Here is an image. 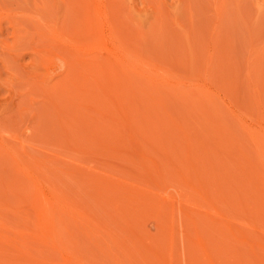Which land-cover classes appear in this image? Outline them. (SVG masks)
Masks as SVG:
<instances>
[{
    "label": "rangeland",
    "instance_id": "rangeland-1",
    "mask_svg": "<svg viewBox=\"0 0 264 264\" xmlns=\"http://www.w3.org/2000/svg\"><path fill=\"white\" fill-rule=\"evenodd\" d=\"M263 60L264 0H0V264H135L174 212L173 264L264 261Z\"/></svg>",
    "mask_w": 264,
    "mask_h": 264
},
{
    "label": "bare ground",
    "instance_id": "bare-ground-1",
    "mask_svg": "<svg viewBox=\"0 0 264 264\" xmlns=\"http://www.w3.org/2000/svg\"><path fill=\"white\" fill-rule=\"evenodd\" d=\"M95 1V0H94ZM86 4V3H85ZM134 6V5H133ZM85 8V7H84ZM96 6H95V8L92 10V11H96ZM86 11V10H85ZM91 14L92 13H90V12H88L87 13V15H90V20H91ZM85 15V14H84ZM89 17V16H88ZM86 19H85V22H86V20H87V22H86V25H88L87 27H86V29L87 28H89L90 29V36H92L93 37V34H94V38H92V37H90V36H88L89 34H87V40H88V37H90V39L92 38V39H95V38H99V35L100 34H98L97 35V32H98V27H100L99 25H98V27L97 26H95L94 27V25H93V23H91V21H90V23H88V19L89 18H87V17H85ZM88 23V24H87ZM236 24V23H235ZM92 25H93V27H94V29H95V33H94V29H93V27H92ZM95 25H97V24H95ZM88 29V30H89ZM88 30H86V31H88ZM101 30H100V28H99V32H100ZM89 32V31H88ZM85 38V39H86ZM86 41V40H85ZM257 48V47H256ZM260 49V48H259ZM77 50H79V49H77ZM258 52V51H257ZM192 55V54H191ZM260 55V54H259ZM262 55V54H261ZM209 56V55H208ZM99 57V56H98ZM97 56L96 57H94L93 58V60H97V58H98ZM262 57V56H261ZM249 58V57H248ZM250 59V58H249ZM264 61V60H263ZM263 61H261V62H263ZM250 62V61H249ZM119 63V66H122L121 67V69L124 67V66H126V64L128 63H130L129 61L128 62H118ZM253 63V62H252ZM130 65V64H129ZM263 66V65H262ZM263 68V67H262ZM261 69V68H260ZM264 74V73H263ZM250 74H248V76H249ZM251 76V75H250ZM264 82V81H263ZM158 125V124H157ZM159 126V125H158ZM182 129V128H181ZM180 130V129H179ZM184 130V129H183ZM218 130V129H217ZM191 132V131H190ZM217 132V131H216ZM182 136V135H181ZM168 137V136H167ZM205 138V137H204ZM157 139V138H156ZM256 140V139H255ZM175 142V141H174ZM210 142V141H209ZM168 143V142H167ZM192 144H193V141L191 142ZM191 143H189V144H191ZM256 143H257V141H256ZM186 144H188V143H186ZM210 144V143H209ZM212 145V144H211ZM220 145V144H219ZM159 146H161V145H159ZM164 146V145H163ZM166 146V145H165ZM164 146V147H165ZM187 146V145H186ZM189 146H191V145H189ZM213 146V145H212ZM155 147V146H154ZM167 147V146H166ZM173 148H174V146H173ZM188 148V147H187ZM192 148V147H191ZM201 148V147H200ZM165 149V148H164ZM166 149H169V147H167ZM165 149V150H166ZM208 150V149H207ZM189 151H190V149H189ZM205 151V150H204ZM167 152H169V151H167ZM205 152H207V151H205ZM240 152H242V150L240 151ZM263 152V151H262ZM188 153H191V152H188ZM224 153V152H223ZM223 153H221V154H223ZM256 153H258V152H256ZM240 154V153H239ZM189 155H191V154H189ZM226 155V154H225ZM144 156V155H143ZM197 156V155H196ZM199 156V155H198ZM175 157H177V156H175ZM190 157V156H189ZM195 157V156H194ZM245 157H246V155H245ZM261 157V156H260ZM144 158H146V155H145V157ZM251 158V157H250ZM257 158V157H256ZM197 159V158H196ZM168 160V159H167ZM258 160V159H257ZM193 161H194V159H193ZM216 161V160H215ZM191 162V161H190ZM235 162V161H234ZM155 163V162H154ZM237 163V162H236ZM250 163H252L251 161H250ZM191 164V163H190ZM193 164V163H192ZM154 165V164H153ZM161 165V164H160ZM162 165H163V163H162ZM161 165V166H162ZM172 165V164H171ZM197 165V164H196ZM243 165V164H242ZM260 165V164H259ZM193 166V165H192ZM191 166V167H192ZM195 166V165H194ZM203 166V165H202ZM240 166V165H239ZM156 167H158L159 168V165L157 166L156 165ZM155 167V168H156ZM173 167V166H172ZM171 167V168H172ZM238 167V166H237ZM243 167V166H242ZM254 167H256V166H254ZM200 168V167H199ZM252 169V168H251ZM160 170V169H159ZM166 170V169H165ZM200 171V170H199ZM252 172H253V170H251ZM155 172H156V170H155ZM169 172V171H168ZM217 174V173H216ZM202 175H203V173H202ZM206 175V174H205ZM250 175V174H249ZM179 176V175H178ZM182 176V175H181ZM192 176V175H191ZM204 176V175H203ZM199 177V176H198ZM252 176H250V178H251ZM254 178V177H253ZM262 178V177H261ZM264 178V177H263ZM261 179V180H264V179ZM177 179V178H176ZM181 179H183V178H181ZM189 178H187V180H188ZM247 179V178H246ZM186 180V181H187ZM190 180V179H189ZM188 180V183L189 182H191V180L189 181ZM194 180V179H193ZM249 181V180H248ZM254 181V180H253ZM182 182V181H181ZM199 182V181H198ZM264 182V181H263ZM158 183V182H157ZM184 183V185L186 184L185 182H183ZM253 183H255V182H253ZM262 183V182H261ZM204 184V183H203ZM218 184V183H217ZM251 184V183H250ZM191 186V185H190ZM189 186V187H190ZM198 186V185H197ZM187 188V187H186ZM192 188V187H191ZM190 188V189H191ZM196 188H198V187H196ZM201 188V187H200ZM199 188V189H200ZM224 188V187H223ZM187 189H189V188H187ZM198 189V190H199ZM226 189V188H225ZM241 189V188H240ZM192 191V190H191ZM195 191H196V189H195ZM202 192H203V190H202ZM213 192V191H212ZM262 192H263V190H262ZM193 194H194V191L192 192ZM200 194H201V192H199ZM206 193V192H205ZM245 193V192H244ZM264 193V192H263ZM196 194H197V191H196ZM203 194V193H202ZM220 194V193H219ZM249 194V193H248ZM260 194H261V192H260ZM204 195V194H203ZM228 195V194H227ZM220 196V195H219ZM259 196V195H258ZM263 196V195H262ZM116 196H114V198H115ZM200 197V196H199ZM221 197H223V195H221ZM205 198H206V196H205ZM220 198V197H219ZM231 198V197H230ZM128 199V198H127ZM187 200H188V198H186ZM202 199V198H201ZM207 199V198H206ZM216 199V198H215ZM226 199V198H225ZM225 199H224V201H225ZM118 201V199L116 198V200H115V202H117ZM190 201H192L193 202V200H190ZM206 201V200H205ZM212 201H213V199H212ZM215 201V200H214ZM227 201V200H226ZM241 201V200H240ZM114 202V203H115ZM151 202H152V200H151ZM243 202V201H242ZM57 203V202H56ZM113 203V204H114ZM167 203V202H166ZM174 203H176V201L174 202L173 200L172 201H170V205H171V207L172 208H174ZM194 203V202H193ZM210 203L211 204H215L216 202H209V206H210ZM218 203V202H217ZM198 204H199V202H198ZM219 204V203H218ZM217 204V205H218ZM243 204V203H242ZM34 205H35V203H34ZM116 205V204H115ZM204 205H205V203H204ZM222 205V204H221ZM117 206V205H116ZM201 206V205H200ZM211 206H215V208H216V210H217V206L216 205H211ZM210 206V209H212L213 210V212H214V207H211ZM236 206V205H235ZM234 206V207H235ZM250 206V205H249ZM202 207V206H201ZM204 207V206H203ZM202 207V208H203ZM219 207V206H218ZM227 207H228V205H227ZM243 207V206H242ZM247 207V206H246ZM180 208V207H179ZM237 208V207H236ZM175 209V208H174ZM182 209V208H181ZM181 209H180V212L178 213V214H180V216H181ZM204 209H207V208H205L204 207ZM218 209H220V208H218ZM223 209V208H222ZM233 209V208H232ZM246 209V208H245ZM255 209H257L258 210V208H255ZM238 210V209H237ZM183 211H186L188 214H190V211L188 212V210H185V208L183 209ZM182 211V212H183ZM225 211V210H224ZM242 211V210H241ZM240 211V212H241ZM174 212V211H173ZM184 213V215L185 214H187V213ZM211 213H212V211H210ZM219 212V211H218ZM218 212H215V214H218ZM242 212H244V211H242ZM175 213V212H174ZM173 213V214H174ZM199 213V212H198ZM221 213V212H220ZM262 213V212H261ZM260 213V214H261ZM173 214H169L170 216H168L167 218L164 216V217H160V218H157L156 219V224H155V227H156V229H157V232L159 233V234H167L168 235V240H167V242H166V244H165V246H164V248H162L161 249V246L160 245H152V246H146V247H143V244H141L142 243V241H143V239H144V236H143V234L141 233V231H137L136 230V228L134 229V228H132V230H133V232H134V237H133V239H125L126 241L122 244V249H123V252H124V255L126 256V258L127 259H129L130 261H133V262H135V264L136 263H138V264H140L139 262H140V260L144 257V256H147L148 254H153V253H157V254H161L162 256H163V258H162V260H163V263L162 264H173V262H174V252H173V249H174V247H175V244H174V242H175V235H174V231H173V228H172V224L171 225H167V220L169 221H173V218H174V215L176 214L177 215V213H175L174 215ZM191 214H192V212H191ZM190 214V215H191ZM205 215H206V213H204ZM224 214V213H223ZM222 214V215H223ZM230 214H231V212H230ZM246 214V213H245ZM183 215V214H182ZM208 215V214H207ZM247 215V214H246ZM38 216H39V221H40V225L45 229V231L46 232H48L47 231V229H49V226H48V224H49V222H51L52 223V220H53V218H52V210L50 209V206H48V202H46V201H42V203L40 204V209L38 210ZM186 216V215H185ZM192 216V215H191ZM194 216V215H193ZM212 217H215V216H213V215H211ZM219 216V217H218ZM217 217H218V220H219V222H221V220H225L226 218H224L223 219V217L222 218H220L221 217V215L219 214ZM225 216V215H224ZM227 216H229V215H227L226 214V216L225 217H227ZM248 216V215H247ZM250 216V215H249ZM262 215H260V217H261ZM231 217H233V216H231ZM242 217H244V216H242ZM254 217V216H253ZM258 217V216H257ZM262 217H264V214H263V216ZM170 218V219H169ZM189 218H191L190 216H189ZM195 218H197V217H193L192 219H194V220H192V219H190V220H192V222L193 221H197L198 219H196L195 220ZM220 218V219H219ZM229 217H227V219H228ZM259 218V217H258ZM226 219V220H227ZM230 219V218H229ZM228 219V220H229ZM233 219H235L234 217H233ZM199 220H202V219H199ZM205 220V219H204ZM210 220H212L211 218H210ZM216 220V219H215ZM217 220V221H218ZM225 220V221H226ZM243 220V219H242ZM245 220V219H244ZM222 221V222H223ZM225 221L223 222V223H219L220 224V226L223 224L224 226L228 223V222H230V221H226L227 223L225 224ZM231 221H234V220H231ZM236 221V220H235ZM251 221V220H250ZM249 221V222H250ZM253 221V220H252ZM261 221V220H260ZM170 222V223H171ZM203 222V221H202ZM205 222H206V220H205ZM240 222V221H239ZM245 222V221H244ZM262 222V221H261ZM174 223V222H173ZM189 223H191L190 221H189ZM196 223H200L201 224V221L199 222H196ZM246 223H247V220H246ZM256 223V222H255ZM263 223H264V221H263ZM193 224V227L192 228H195V230H196V233H197V230L199 229V228H196L197 226H199V225H197L196 227H195V225H194V222L192 223ZM218 224V225H219ZM229 224V223H228ZM235 224H237L236 222H235ZM239 224H242V223H238L237 225H239ZM249 224V223H248ZM253 224H254V221H253ZM257 224V223H256ZM256 224H254V225H256ZM167 225V226H166ZM189 225V224H188ZM202 225H204L203 227H205L206 225H205V223L204 224H202ZM247 225V224H246ZM245 225V226H246ZM190 226V225H189ZM201 226V225H200ZM224 226H223V228H224ZM228 226V225H227ZM227 226H225L226 228H227ZM258 226V225H257ZM190 227V228H191ZM240 227L242 228V225H240ZM250 227V226H249ZM262 227V226H261ZM202 228V227H201ZM211 228V227H210ZM222 228V227H221ZM226 228H224V229H226ZM230 228H234V227H232V225H230V227H228L227 229H230ZM245 228H247V227H245ZM252 228V227H251ZM182 229V228H181ZM180 229V230H181ZM186 229V228H185ZM234 229H236V230H234ZM233 229V231L235 232V234H238V235H235V236H240V240L238 239V237H236L237 239H235L234 238V232H233V234L232 233H230V234H228V235H231L232 234V236H233V239H235V240H239V241H237V243H239V242H241V243H243V241L242 240H244V238L246 237V238H248L249 240H253V236L251 237V236H246V234L245 233H241L240 231L238 232V230H237V228H234ZM240 229V228H239ZM241 231H242V229H240ZM247 230V229H246ZM249 230H250V228H249ZM230 231V230H229ZM230 231V232H231ZM183 232V231H182ZM186 232H187V230H186ZM192 232V231H191ZM226 232V231H225ZM243 232V231H242ZM250 232H252V231H250ZM259 232V231H258ZM263 232V231H262ZM199 233V232H198ZM227 233V232H226ZM229 233V232H228ZM253 233V232H252ZM260 233V232H259ZM183 234H185V232L183 233ZM183 234H181V235H183ZM193 234V233H192ZM243 234V238H241L242 235ZM245 234V235H244ZM262 234V233H261ZM185 235H187V234H185ZM185 235H183L182 237L183 238H186V237H184ZM196 236H200V235H198V234H195ZM202 235V234H201ZM247 235H249L248 233H247ZM51 237H52V239H54V234H52V235H50ZM112 236L114 237V239L116 238V237H119L118 238V241L119 240H121V236H118V235H116V234H112ZM191 236V235H190ZM195 236V237H196ZM232 236H229V237H232ZM204 237V236H203ZM228 237V236H227ZM255 237V236H254ZM189 238V237H188ZM192 238L193 237H191V239H189V240H192ZM206 238V237H205ZM256 238L257 237H255V241L254 242H256L257 243V240H256ZM194 239V238H193ZM197 239V238H196ZM194 239L195 240V242L198 240V242L200 243V247H202V249L200 248L199 249V243H198V249L201 251L202 250V253H205V255L203 254V256H204V259L206 260L205 262H206V264H211V262L212 261H214L215 260V262L217 263V258L215 257L216 256V251H215V256H214V258L212 257V253L210 254V253H207L206 251H207V248L208 247H206L203 243H202V241H206L204 238L202 239V237H199V239ZM207 239V238H206ZM229 239V238H228ZM259 239H263L264 240V236H262V238H259L258 237V240ZM193 240V241H194ZM230 240H232V239H230ZM230 240H228V242L230 243V242H232L233 244H234V241L232 240V241H230ZM246 240V239H245ZM244 240V241H245ZM248 241V240H247ZM247 241L244 243V245L245 244H247ZM221 242V241H220ZM220 242H219V247L221 248V246H220ZM223 242V241H222ZM227 242V243H228ZM249 242V241H248ZM259 242V241H258ZM217 243H218V241H217ZM216 243V241H215V244H217ZM231 243V244H232ZM236 243V245H242L241 243L240 244H237ZM250 243H252V241L250 242ZM209 244H210V246H211V244H212V242H209L208 244H206L207 246H209ZM214 244V243H213ZM223 244V243H222ZM221 244V245H222ZM249 244V243H248ZM246 245L245 246V249H246V247L248 248L249 247V245ZM253 244V243H252ZM251 244V246L255 249L256 247H255V245L253 246ZM258 244V243H257ZM261 244L263 245V243L261 242ZM244 245H243V247H244ZM214 246V245H213ZM233 246V245H232ZM250 246V249L252 248ZM257 246V245H256ZM259 246H261L260 244L257 246V248H259V249H261V250H263L264 248L263 247H259ZM223 247V246H222ZM239 247V246H238ZM211 248H212V246H211ZM211 248H209L208 249V252L211 250ZM215 248V247H214ZM218 248V247H217ZM231 248V247H230ZM263 248V249H262ZM222 249V248H221ZM236 249V248H235ZM249 249V248H248ZM217 250V249H216ZM251 250H253V249H251ZM218 251H219V249H218ZM247 251H250V250H246V253H247ZM255 251H257L256 249H255ZM255 251L253 250L252 252H250V253H252L251 254V256L252 255H254L255 256V258H256V263L257 264H262V263H264V261H263V259H262V257H259V252H258V254L257 255H255L254 253H255ZM212 252V251H211ZM214 252V251H213ZM235 252V251H234ZM264 252V251H263ZM262 252V253H263ZM174 253V254H173ZM222 253V252H221ZM228 253H229V251H228ZM227 254V253H226ZM231 254V253H230ZM233 254V253H232ZM231 254V255H232ZM240 253H238V256H241V254L239 255ZM243 254V253H242ZM207 255V256H206ZM219 255V254H218ZM236 255H237V253H236ZM224 256L226 257V255L224 254ZM228 256H229V254H228ZM235 256V255H234ZM243 256V255H242ZM244 256H245V254H244ZM264 256V255H263ZM213 258L214 260H211V258ZM223 257V256H222ZM237 257V256H236ZM248 258H251V257H249V256H247ZM247 257H244V259L242 258V261H239V262H242L243 263V260H245ZM228 258V257H227ZM239 258V257H238ZM208 259V260H207ZM219 259V258H218ZM221 259V258H220ZM240 259V258H239ZM253 259V258H252ZM225 260H226V258H225ZM228 260H233V259H231V258H228ZM139 261V262H138ZM218 261H221V260H218ZM237 261V262H238ZM252 262H255V261H253V260H251ZM227 262V261H226ZM231 262V261H230ZM229 262V263H230ZM233 262H235V260L233 261ZM236 262V263H237ZM248 262V261H247ZM251 262V263H252ZM175 263V262H174ZM216 263H214V264H216ZM218 263H220V262H218ZM217 263V264H218ZM223 263H225L224 261H223ZM235 263V264H236ZM244 263H245V261H244ZM250 263V262H249ZM222 264V263H221ZM227 264V263H226ZM231 264H234V263H231ZM237 264H240V263H237ZM246 264V263H245Z\"/></svg>",
    "mask_w": 264,
    "mask_h": 264
}]
</instances>
